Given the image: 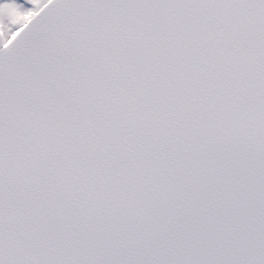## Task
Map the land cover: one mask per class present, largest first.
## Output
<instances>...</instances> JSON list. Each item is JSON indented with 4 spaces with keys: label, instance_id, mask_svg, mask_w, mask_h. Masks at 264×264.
Wrapping results in <instances>:
<instances>
[{
    "label": "snow or ice",
    "instance_id": "snow-or-ice-1",
    "mask_svg": "<svg viewBox=\"0 0 264 264\" xmlns=\"http://www.w3.org/2000/svg\"><path fill=\"white\" fill-rule=\"evenodd\" d=\"M0 264H264V0H0Z\"/></svg>",
    "mask_w": 264,
    "mask_h": 264
}]
</instances>
